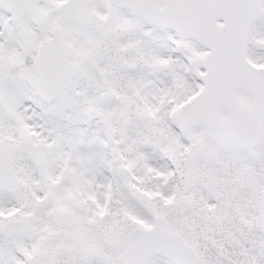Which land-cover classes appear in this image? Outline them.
I'll return each instance as SVG.
<instances>
[{
    "label": "snow or ice",
    "instance_id": "snow-or-ice-1",
    "mask_svg": "<svg viewBox=\"0 0 264 264\" xmlns=\"http://www.w3.org/2000/svg\"><path fill=\"white\" fill-rule=\"evenodd\" d=\"M0 264H264V0H0Z\"/></svg>",
    "mask_w": 264,
    "mask_h": 264
}]
</instances>
